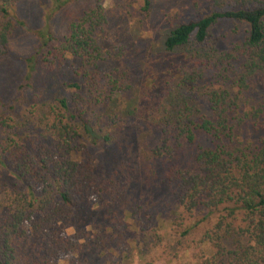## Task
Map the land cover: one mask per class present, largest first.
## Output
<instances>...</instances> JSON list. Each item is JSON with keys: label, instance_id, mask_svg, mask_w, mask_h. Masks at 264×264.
<instances>
[{"label": "trees", "instance_id": "trees-1", "mask_svg": "<svg viewBox=\"0 0 264 264\" xmlns=\"http://www.w3.org/2000/svg\"><path fill=\"white\" fill-rule=\"evenodd\" d=\"M20 1L0 0V65L26 27ZM77 1L50 0L20 83L0 93V264L143 259L163 212L183 229L170 233L174 247L208 225L186 264H264V0H211L172 26L162 47L173 60L157 84L141 83L128 116L113 104L131 85L97 72L106 0L56 30L55 15ZM221 23L242 39L223 45ZM68 59L83 73L58 80ZM42 72L54 91L27 116Z\"/></svg>", "mask_w": 264, "mask_h": 264}, {"label": "rangeland", "instance_id": "rangeland-1", "mask_svg": "<svg viewBox=\"0 0 264 264\" xmlns=\"http://www.w3.org/2000/svg\"><path fill=\"white\" fill-rule=\"evenodd\" d=\"M148 12L143 11L141 0H106L104 2L106 24L98 32V44L103 52L104 59L100 62L97 72L99 76L108 74L123 83L131 85V90L120 95L114 102L120 116H128L136 105L141 83L144 87H151L161 80L162 72L169 67L173 60L163 52L162 42L168 30L175 24L194 17L198 13L208 10L211 0H150ZM93 5V0H79L55 15L53 22L59 34L64 31L66 23L72 17L80 15ZM50 0H22L17 4L15 13L22 19L26 27H18L10 37V56L0 65V93L7 100L13 90L20 83L24 74L22 58L30 54L36 47L38 32L42 30L45 16L50 14ZM233 26L221 23L214 30L215 37L225 45L226 42L241 40L242 28L238 35L231 31ZM58 80H76L75 74H82L83 70L77 60L68 59L63 63L56 74ZM51 73L42 72L36 79L35 90L27 92L29 104L26 106V115H33L35 105L48 103L46 96L54 91V81ZM103 78V77H102ZM104 79V78H103ZM164 208L168 199H160ZM163 211V210H162ZM170 216L163 212L160 223V237L158 245H150L146 249V257L139 259L133 256L128 258L127 264H186L195 249V243L200 235L208 228L202 223L194 229L192 234L181 245L174 247L175 242L170 233ZM189 220L185 221V224ZM184 228V226H183ZM128 237H132L130 232ZM156 240V239H154ZM190 258V259H189ZM115 260V258H114ZM126 264V263H119Z\"/></svg>", "mask_w": 264, "mask_h": 264}]
</instances>
